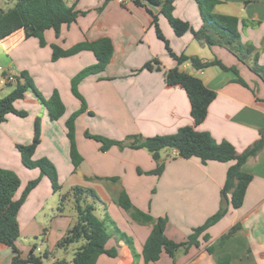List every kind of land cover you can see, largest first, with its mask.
<instances>
[{
	"label": "crops",
	"instance_id": "crops-1",
	"mask_svg": "<svg viewBox=\"0 0 264 264\" xmlns=\"http://www.w3.org/2000/svg\"><path fill=\"white\" fill-rule=\"evenodd\" d=\"M5 1H0V8L4 9L2 3ZM64 2L86 14L69 25H63L58 37L52 30L46 31L43 47L36 38L26 39L23 30L0 41V99L11 91L6 86L7 77L26 72L43 98L48 99L57 92L66 107L58 121H51L34 93L28 91L23 99L14 103V108L25 111L27 116L9 114L6 121L0 123V168L12 171L20 180L15 199L21 196L30 181L40 178L17 215L20 237L16 247L21 257L26 258L35 245L39 254H48L43 264H52L56 260L71 262L77 248L72 245L65 250L56 249L57 242L75 223V218L59 212L56 194L51 190L48 178L45 180L39 176L38 169H27L21 163L17 145L31 144L35 121L39 117L40 143L32 159H48L57 171L61 187L89 189L98 198L94 213L104 222L109 235L105 248L115 249L117 255L114 258L101 255L96 264H145L141 252L151 227L138 225L115 204L122 190L142 212L153 218L165 217L164 234L175 243L184 242L192 230L218 212L222 200L225 201L227 212L206 231L207 242L200 236L199 246L190 247L186 253L179 251L174 260L162 252L158 261L149 264H218L219 258L224 256L229 257V264H264V148L242 166V171L251 175L252 180L242 206L232 209L230 195H223L222 189L226 172L233 162L202 164L197 158L182 159L175 151L167 150L161 154L163 172L156 176L148 174L156 168V163L145 150L112 146L102 152L98 142L85 137L88 133L123 141L132 135L143 138L167 136L179 128L194 127L185 91L165 82V73L178 68L191 73L216 93L205 120L195 130L208 132L217 143L227 141L237 153H242L264 132L262 79L224 48L203 45L194 40L191 32L176 37L158 7L147 5L158 17L159 28L174 54L204 61L218 60L226 67L235 68L248 87L236 83L235 74L217 66L195 71L188 63L178 66L157 38L146 8L131 1ZM220 2L214 12L239 19L241 42L256 49L258 63L264 68V0ZM172 15L187 22L194 31L201 27L198 5L194 0H174ZM103 38L109 39L113 45L110 63L102 73L90 75L78 85L86 109L75 122V142L82 162L74 171L65 121L71 112L80 109L81 102L71 92V80L82 69L94 65L96 60L92 52L82 51L53 62L51 46L69 50L79 43ZM154 59L160 63L159 70L136 73ZM110 179L117 181L111 182ZM46 202H52L47 210ZM235 225L240 226L239 231L219 245L220 238ZM119 232L131 239L135 255L118 238ZM36 238L46 244V251L32 244ZM210 247L211 253L207 251ZM12 256L10 248L0 244V264H10Z\"/></svg>",
	"mask_w": 264,
	"mask_h": 264
},
{
	"label": "trees",
	"instance_id": "trees-1",
	"mask_svg": "<svg viewBox=\"0 0 264 264\" xmlns=\"http://www.w3.org/2000/svg\"><path fill=\"white\" fill-rule=\"evenodd\" d=\"M13 1L14 5L11 8H0V41L18 30H23L26 39L36 38L40 46L43 47L45 45L44 33L46 31L52 30L58 37L63 25H69L78 17L86 14V12L75 10L74 6H68L64 0ZM107 1L109 0H105V2ZM130 1L136 6L146 8L148 14L152 17V26L155 29L157 38L163 42L165 50L178 66L188 63L196 70L217 66L223 71L235 74V82L248 87L239 77L235 68L226 67L218 60L204 61L197 57L174 54L159 28L158 17L152 14L147 5L156 6L160 9V14L167 20L176 37H181L187 32H191L194 40L203 45L208 47L219 46L226 49L239 61L246 64L264 82V68L258 63L256 49L250 44H243L240 40L239 19L214 12L215 7L221 3L220 0H194L198 5L202 22L201 27L197 31L192 30L187 22L173 17L174 0ZM102 7L98 8L97 11H101ZM242 24L247 25L244 21H242ZM51 50V60L53 62L60 58L73 56L81 51L92 52L96 60L94 65L82 69L71 80V92L81 102L79 111L71 115L65 122L66 134L70 142V159L74 170H76L82 162V158L77 152L74 140L75 120L86 109L85 102L78 93V85L86 77L100 74L105 70L112 59L113 45L109 39L103 38L91 43H79L69 50H62L58 46L52 45ZM159 64V61L154 59L144 64L136 73L143 70H159ZM10 79L7 81V86L11 88V91L0 99V123L5 122L6 116L9 114L22 118L27 116L25 111L16 110L14 103L23 99L28 91L34 93L39 103L47 109L51 121H57L64 115L65 107L57 92H53L48 99L43 98L35 89L31 78L26 72H20L14 77L10 76ZM165 82L170 87H179L185 91L190 104V115L193 119L194 127H182L176 133L167 136L143 138L132 135L127 136L123 141L109 140L88 133H85V137L100 143L102 152H106L112 146H117L120 149L145 150L156 163V168L148 174L156 176H160L163 172V164L160 163L161 154L167 150L175 151L176 156L182 159L197 158L202 164L207 162H233L226 172L222 194H229L231 208L239 209L243 204L246 189L252 180L251 175L242 171V166L249 158L255 157L264 148V132L260 133V138L242 153H237L227 141L217 143L208 132L195 130V127L205 120L208 107L214 101L216 93L205 87L202 81L194 75L180 71L178 68L170 69L165 73ZM39 143L40 119L36 118L31 144L25 146L17 145V149L22 165L27 169H38L41 177L48 178L52 191L56 193L59 191L60 186L54 165L46 158L32 159ZM38 181H30L21 196L15 199L16 192L20 188V180L12 171L0 168V244L5 245L12 251L13 256L10 264H43L48 257L47 253L35 255L36 246L33 245L26 258H22L16 247V242L20 237L17 222L18 212L29 193L37 186ZM110 181L116 182L117 179H110ZM72 193L74 196L76 221L57 242L56 249L65 250L72 245L81 244L75 249L71 262L56 260L52 264H96L97 259L101 255H107L111 258L116 257L115 249L106 250L105 248L109 235L104 222L95 215L94 205L87 203L84 199V196H90L95 202L98 201L95 192L76 187L72 189ZM65 197L61 196L60 201L63 202ZM115 204L128 213L130 218L138 225L151 227L150 234L141 252L145 264L158 261L162 252H165L174 260L179 251L186 253L190 247L199 246L198 238L200 236H202L203 241L207 242L206 231L220 221L227 212L225 201L222 200V205L218 212L208 218L203 225L194 228L184 242L175 243L167 239L164 234L167 219L165 217L153 218L149 214L142 212L132 204L125 191H120ZM58 209L61 210L60 207ZM239 229V225L232 227L227 234L220 238L218 244L222 245L235 235ZM118 238L124 241L132 250L133 255H135L131 239L120 232L118 233ZM207 251L211 253V247L207 248ZM218 264H229V257L219 258Z\"/></svg>",
	"mask_w": 264,
	"mask_h": 264
},
{
	"label": "rangeland",
	"instance_id": "rangeland-1",
	"mask_svg": "<svg viewBox=\"0 0 264 264\" xmlns=\"http://www.w3.org/2000/svg\"><path fill=\"white\" fill-rule=\"evenodd\" d=\"M127 2L128 1H130V0H126ZM14 5V1H10V0H6L4 3H2V7L4 8V9H7V8H11L12 6ZM156 7V6H155ZM165 22V21H164ZM74 47V46H73ZM71 49V48H70ZM82 52V51H81ZM79 53V52H78ZM77 53V54H78ZM76 55V54H75ZM79 73V72H78ZM77 73V74H78ZM76 74V75H77ZM75 75V76H76ZM30 77V76H29ZM32 80V79H31ZM33 81V80H32ZM33 85H34V83H33ZM7 86V85H6ZM8 87V86H7ZM34 87H35V85H34ZM35 89H36V87H35ZM31 92V91H30ZM62 101V100H61ZM39 102V101H38ZM63 103V102H62ZM40 104V103H39ZM41 105V104H40ZM64 105V104H63ZM42 106V105H41ZM43 107V106H42ZM65 107V106H64ZM66 108V107H65ZM44 109H46V108H44ZM68 109H69V107H68ZM46 111H47V109H46ZM79 111V109L78 110H76V111H74V112H71V114H70V116L71 115H73L74 113H76V112H78ZM82 114V113H81ZM81 114H79L78 115V117L81 115ZM47 115H49L48 114V111H47ZM69 116V117H70ZM68 117V118H69ZM77 117V118H78ZM39 118V117H38ZM48 118H49V116H48ZM77 118H76V120H77ZM40 119V118H39ZM50 120V119H49ZM76 120H75V122H76ZM58 121V120H57ZM66 122V121H65ZM66 136H67V134H66ZM68 138V137H67ZM74 140H75V133H74ZM68 141H69V139H68ZM75 144H76V142H75ZM100 144V143H99ZM101 145V144H100ZM77 148V147H76ZM69 150H70V142H69ZM77 152H78V150H77ZM78 154H79V152H78ZM80 155V154H79ZM82 158V157H81ZM75 171V170H74ZM40 177H41V175H39ZM42 178H44L45 180H46V178L45 177H43L42 176ZM36 180H39L38 181V184H39V182H40V178H38V179H36ZM37 184V185H38ZM58 184H59V182H58ZM59 186H60V184H59ZM50 187H51V185H50ZM52 188V187H51ZM25 189V188H24ZM73 189V188H72ZM72 189L70 190L69 188L68 189H66V188H64V187H61L60 186V189H59V191L58 192H56L55 194V198H56V204L58 203V208L60 207V209L61 210H59V212L60 213H62L63 215H65L66 217H72V218H75V221H76V210H75V203H74V196H73V193H72ZM82 189H84V188H82ZM52 190V189H51ZM68 191V193H66ZM54 193V192H53ZM58 193H60L61 195L59 196L58 195ZM22 194V193H21ZM61 196H66L65 197V199H64V201L62 202V201H60V198H61ZM59 197V198H58ZM84 199H85V201L87 202V203H90V204H93L94 205V207H95V204H96V202L93 200V198L92 197H90V196H84ZM26 201V200H25ZM52 205V202H46V210L50 207ZM63 205V206H62ZM98 214V213H97ZM96 215V214H95ZM47 229H48V226H47ZM40 238H36V239H34L33 241H32V244H36L37 245V247H39V248H41L42 249V251H46L47 250V246H46V244L44 243V242H40V240H39ZM39 240V241H38ZM81 243H78V244H75V246L76 247H78L79 245H80ZM61 250V249H60ZM56 253L58 252L57 250L55 251ZM35 253V255H40L37 251H35L34 252ZM45 261V260H44ZM44 263V262H43Z\"/></svg>",
	"mask_w": 264,
	"mask_h": 264
},
{
	"label": "built area",
	"instance_id": "built-area-1",
	"mask_svg": "<svg viewBox=\"0 0 264 264\" xmlns=\"http://www.w3.org/2000/svg\"><path fill=\"white\" fill-rule=\"evenodd\" d=\"M121 1V0H120ZM11 80L10 77H7V81Z\"/></svg>",
	"mask_w": 264,
	"mask_h": 264
},
{
	"label": "water",
	"instance_id": "water-1",
	"mask_svg": "<svg viewBox=\"0 0 264 264\" xmlns=\"http://www.w3.org/2000/svg\"><path fill=\"white\" fill-rule=\"evenodd\" d=\"M194 71H195V69H193ZM190 75H192L191 73H190Z\"/></svg>",
	"mask_w": 264,
	"mask_h": 264
}]
</instances>
